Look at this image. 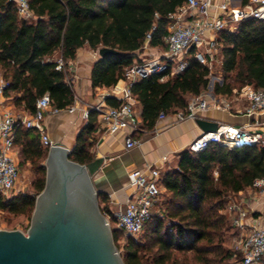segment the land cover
I'll return each mask as SVG.
<instances>
[{
    "label": "trees",
    "instance_id": "obj_1",
    "mask_svg": "<svg viewBox=\"0 0 264 264\" xmlns=\"http://www.w3.org/2000/svg\"><path fill=\"white\" fill-rule=\"evenodd\" d=\"M185 1L28 0L37 19L26 21L20 19L12 0H0V74L9 84L6 99L16 110L30 113L45 95L59 110L72 107L76 94L69 65L86 46L94 51L111 48L119 52L94 63L92 89L123 87L125 71L138 61L137 52L143 53L147 43L165 49L169 16ZM219 39L224 81L215 84L214 93L230 95L246 86L264 88V21H243L234 31L221 32ZM195 52L193 47L187 53L188 67L183 73L165 82H161L162 75H153L133 85L144 131L155 128L161 113L171 115L186 108L191 97L208 88L210 77L218 75L219 71L197 61ZM58 53L64 62L62 71L56 70L57 60L51 59ZM106 102L112 107L120 105L113 98ZM98 118L97 112H90L71 152L72 161L82 165L94 161L91 151L97 142ZM141 135L137 132L133 137L139 140ZM15 146L20 166L30 163L41 175L35 183L40 194L46 182L43 163L50 149L41 145L36 129L20 125ZM178 156L177 167L162 174L166 189L163 215H155L147 223L143 243L128 239L122 256L125 264H223L224 234L231 226L223 212L229 199L245 194L255 181L264 178L262 146L213 144L203 152L187 149ZM105 201L99 194L101 210L107 216ZM35 204L34 196L9 200L0 196V210L16 217L33 215ZM108 216L112 227L116 218ZM112 230L117 247L123 231Z\"/></svg>",
    "mask_w": 264,
    "mask_h": 264
},
{
    "label": "built area",
    "instance_id": "obj_2",
    "mask_svg": "<svg viewBox=\"0 0 264 264\" xmlns=\"http://www.w3.org/2000/svg\"><path fill=\"white\" fill-rule=\"evenodd\" d=\"M20 19L35 21L37 18L30 8L28 0H12ZM234 7L227 0H186L183 6L169 16L168 36L165 38V52L153 59L136 61L125 71V84L119 89L120 105L112 107L100 103L84 112L88 120L91 111L99 114V119L106 126L108 134L126 131V148L132 150L140 142L133 134L142 131L141 115L137 111L138 100L132 92L134 84L148 79L153 75H162L161 82L167 81L183 73L188 62L185 58L193 47H202L203 52L196 51L194 57L204 66L213 69V64L221 57L219 34L224 31H234L233 26L246 20L264 21V0H240ZM57 71L64 69L61 58L57 60ZM9 84L0 79V196L9 200L18 194L16 190L20 179L19 159L13 153L17 126L26 129H36L40 135L41 145L50 149L55 146L50 136L44 130L47 115H58L63 110L55 108L49 95L39 98L34 113L26 110L18 112L6 107L5 91ZM229 112L234 115L252 117L251 125L232 126L220 125L217 132L203 133L188 147L193 153H200L210 145L223 144L227 146L248 145L264 147V88L255 89L246 86L234 90L230 95H217L213 88L189 99L186 108L175 111L171 115L161 113L159 120L173 116L177 123L197 121L201 114L210 109ZM75 112L74 106L66 109ZM167 160V158H164ZM131 185L135 193L126 204L125 209L117 218L118 228L126 238L137 239L147 223L155 215H163V204L166 189L162 184V174L154 166L137 170L130 174ZM254 190L264 195V178L255 181ZM233 218L234 225L243 232L237 242L242 255L241 264H264V221L259 222L250 210L242 209L235 200H229L225 209ZM110 221V216L107 215ZM111 225V222H110Z\"/></svg>",
    "mask_w": 264,
    "mask_h": 264
},
{
    "label": "crops",
    "instance_id": "obj_3",
    "mask_svg": "<svg viewBox=\"0 0 264 264\" xmlns=\"http://www.w3.org/2000/svg\"><path fill=\"white\" fill-rule=\"evenodd\" d=\"M227 1L234 7L241 3L240 0ZM164 52L165 49L151 48L147 43L143 53L137 52L136 55L138 61H141L156 58L163 55ZM57 58H60L59 53L51 59L58 60ZM100 58L99 50L94 51L86 46L78 51L76 60L69 65L76 94L73 105L76 110L73 113L63 110L58 115H47L44 130L54 144H60L72 151L76 146L78 134L88 121L83 117L84 112L100 103L108 105L106 102L108 98L119 102L118 97L114 95L119 90L114 87L92 89L93 65ZM137 111L140 115L142 114L138 105ZM199 120L219 125L243 126L251 125L254 119L212 108L201 114ZM138 133L142 134L138 140L140 144L134 149L128 150L126 148L127 132L108 134L106 126L98 118V128L94 134L97 142L91 152L94 154V161L103 159L104 163L94 175L93 181L99 194L106 200L103 202V207L108 215L115 218L125 209L126 204L135 193V188L130 182V174L137 170H144L148 166L159 169L161 174L175 169L179 162L178 155L187 150L189 145L203 134V130L198 126L197 121L177 123L175 117L168 116L164 120H158L151 132L142 129ZM229 200H235L242 209L252 211L253 215L259 218V222L264 221L263 194L250 188L245 194L231 197Z\"/></svg>",
    "mask_w": 264,
    "mask_h": 264
},
{
    "label": "water",
    "instance_id": "obj_4",
    "mask_svg": "<svg viewBox=\"0 0 264 264\" xmlns=\"http://www.w3.org/2000/svg\"><path fill=\"white\" fill-rule=\"evenodd\" d=\"M118 54L99 50L101 58ZM197 124L205 134L220 127L204 120ZM71 152L60 144L50 148L45 188L27 232L0 229V264H125L93 181L104 160L82 165L70 159Z\"/></svg>",
    "mask_w": 264,
    "mask_h": 264
},
{
    "label": "rangeland",
    "instance_id": "obj_5",
    "mask_svg": "<svg viewBox=\"0 0 264 264\" xmlns=\"http://www.w3.org/2000/svg\"><path fill=\"white\" fill-rule=\"evenodd\" d=\"M237 26H233L232 28L235 30ZM204 48L200 47L198 49H196V51H200L203 52ZM98 51V50H97ZM187 56H185L186 58ZM58 59V58H57ZM221 57L218 56V59L216 58V61L213 64V69L219 71L218 75L216 76H211L210 77V83L208 88L203 91L204 92H210V89L213 88L214 91V87L215 84H223L224 81V76L222 74V72L220 71L221 69ZM0 79H2V74H0ZM235 90H239L238 88H236ZM7 100V104L6 107H12L13 103L12 101ZM15 109V108H14ZM18 112H21L23 110H17ZM13 153L17 156V158L19 159V150L17 148L13 149ZM21 161L19 159V165H20ZM45 165V162L43 163ZM41 178V175L32 167V165L30 163H27L24 166H20V179L19 182L17 183L16 186V190H18V194L16 196L19 195H28V196H34L37 198V196L39 195L37 190L35 189V183L37 182V180H39ZM228 205V204H227ZM223 214L226 216V218L229 220L231 226L229 229H227L225 231L224 234V241L222 244L223 250H224V254H223V264H241L242 262V255L238 249L237 246V242L241 239V236L243 234V232L241 230H239L233 223V218L226 210L223 212ZM31 217L32 214H25L22 216H13L7 212H2L0 210V229H4V230H21L23 232H27L30 223H31ZM112 229H119L118 228V224L117 223H112ZM137 240L141 243H143L145 241L144 239V233H142L137 239ZM128 239L126 238L125 234H120V237L118 239L117 242V247L118 250L121 254V256L124 255V246L126 245ZM189 260L193 262V255L189 254L187 255ZM184 257V255H179V258L182 259ZM210 258H213L212 255H210ZM191 262V263H192Z\"/></svg>",
    "mask_w": 264,
    "mask_h": 264
}]
</instances>
